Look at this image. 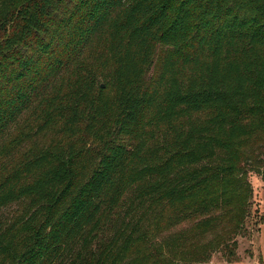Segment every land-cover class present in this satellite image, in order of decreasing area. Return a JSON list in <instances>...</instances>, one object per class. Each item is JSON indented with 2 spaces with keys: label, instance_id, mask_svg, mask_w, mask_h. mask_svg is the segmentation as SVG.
Listing matches in <instances>:
<instances>
[{
  "label": "trees",
  "instance_id": "trees-1",
  "mask_svg": "<svg viewBox=\"0 0 264 264\" xmlns=\"http://www.w3.org/2000/svg\"><path fill=\"white\" fill-rule=\"evenodd\" d=\"M263 163L264 0H0V264L208 261Z\"/></svg>",
  "mask_w": 264,
  "mask_h": 264
},
{
  "label": "rangeland",
  "instance_id": "rangeland-1",
  "mask_svg": "<svg viewBox=\"0 0 264 264\" xmlns=\"http://www.w3.org/2000/svg\"><path fill=\"white\" fill-rule=\"evenodd\" d=\"M252 166L253 170L246 175L247 186L243 187L241 197L234 203V219L242 215L244 217L237 227L233 220L224 217L207 227L202 235L199 230H194L191 223H181L161 233L160 237H172L181 230L188 235L199 234L183 241L185 256L203 260L207 258L208 261H190L189 264H264V163ZM11 210L4 214H10ZM232 241L236 242L238 259L227 262L226 250L222 245Z\"/></svg>",
  "mask_w": 264,
  "mask_h": 264
},
{
  "label": "water",
  "instance_id": "water-1",
  "mask_svg": "<svg viewBox=\"0 0 264 264\" xmlns=\"http://www.w3.org/2000/svg\"><path fill=\"white\" fill-rule=\"evenodd\" d=\"M101 87H103V84H101Z\"/></svg>",
  "mask_w": 264,
  "mask_h": 264
}]
</instances>
